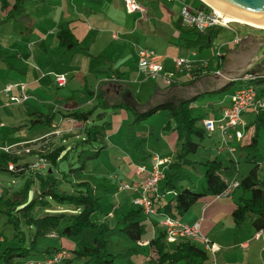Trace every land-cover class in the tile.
I'll list each match as a JSON object with an SVG mask.
<instances>
[{
  "label": "crops",
  "instance_id": "obj_1",
  "mask_svg": "<svg viewBox=\"0 0 264 264\" xmlns=\"http://www.w3.org/2000/svg\"><path fill=\"white\" fill-rule=\"evenodd\" d=\"M14 1L0 0V58L2 50L9 47L10 55L21 61L23 65L29 66V63L25 61L28 55L32 58L42 59L51 57L53 53L58 52L60 54L62 52L61 48L65 47L68 48L72 55L76 54L79 57L89 56L91 59L96 58L98 62H101L100 66L97 67L95 87L81 88L80 90L84 94L82 97L80 96L82 102L67 103L65 107L68 111L70 110L69 112L85 110L91 111V113L97 111L96 108L98 106L104 107L103 109L105 110L97 115V119H102L103 124H93L96 128L94 138L102 146H97L95 150L90 152H93L92 156L99 159L105 150L108 156L103 161L104 164L102 166L108 170H121L126 176L133 177L131 182L126 181L131 186L139 185L141 180L137 175L138 168L140 166L152 168L154 158L157 156L167 159V162L161 166L163 171L169 163L177 159L175 133L170 132L169 128L164 125L162 126L164 132L162 130H159V132L151 130L146 134L143 129L137 131L139 126L138 122H135L136 114L145 112L163 101L192 100L194 110L199 109L200 114L198 116H201L202 120H217L221 117L222 109L230 105L232 95L243 83L257 84L258 81L244 80L246 75L264 74V70L256 73L249 71L255 65L256 60L261 55H264V37L262 35H240L241 41L239 43H232V39L230 45L222 48V53L224 54L222 57L217 56V51L212 55L208 49L200 51L198 47L191 46L189 40L194 39L195 36H191L182 30L188 29L181 22L183 0H137L146 7L145 13L140 11L127 12L123 0H26L19 9L13 11ZM184 1L188 3V0ZM190 5L202 6V4L198 5V2ZM82 18H84L83 21L81 20ZM61 27L71 29L79 45L74 47L61 45L57 36ZM79 31H84L85 36L80 37ZM256 37L261 41L253 42ZM11 40L12 42L15 41V43L6 46L8 44L7 41ZM131 41L135 45L134 51L128 49L127 43ZM242 42L249 43L241 46ZM20 43L21 45H19ZM167 43L173 44L177 49H169L164 52L155 50L154 45L160 44L166 49ZM83 44L85 47H82ZM56 47L58 48L57 52L55 50ZM140 47L153 49L164 55L166 57V66L169 68L172 67V57L188 56L194 60L197 66L196 69L200 71L195 79L183 75L178 83L172 85H166L160 80L150 79L140 72L138 67L137 60ZM24 51L25 53H23ZM127 54L129 56L125 57ZM33 67L38 71L40 66L39 64H34ZM12 69L19 75L22 73L16 67H12ZM246 69H248V72L237 78ZM82 72V69L75 70V78H70V81L68 80V83L64 86L69 83L72 85L77 84ZM38 79L34 78L28 81L27 79L24 81L22 79L18 80V82H8L7 84L26 83L27 89L31 93V98L27 101H30L33 98L30 88ZM231 81L239 83L234 93L226 95L224 94L225 91L219 92ZM5 87L2 91L0 90V95L3 94L6 98H9L4 91ZM222 93L224 96L222 100H219L218 98H221L219 96ZM13 94H18V88L15 89ZM212 95H217V97H212ZM210 97L213 99H210ZM11 104L13 103L10 102L9 98L5 102V106L8 107ZM208 106L209 111L210 109L212 111L207 113L208 116H203V111ZM87 107L90 108L86 109ZM108 108H112V110ZM34 113L39 116L46 115L38 110H32L27 114L31 115ZM61 113L62 118L60 120H56V116L52 114L53 119L50 121H52L51 126L55 129V132L49 135L48 138H43V140L47 139L48 146L52 148L59 146L56 143L58 140H65L69 137L78 138L84 128H89L90 114L86 121H80L75 118L65 117V113ZM257 114L254 110L245 112L243 115L244 124L239 128L243 132V138L239 139L234 135L229 140L235 137V141L238 140L237 142L241 146L247 143L250 144L251 138L255 134ZM109 116L112 117L111 121L107 120ZM93 121H96V118H93ZM125 122H128L130 131L121 135ZM202 125L204 126L203 123ZM208 131L206 129V135L212 136ZM231 132L233 133L234 130L231 129ZM87 133L89 134L88 142L91 145L93 144L90 142L92 140L90 133L92 132L88 130ZM257 133L258 142L252 146L255 149L260 147V130ZM119 136L128 139V144L126 143L124 146ZM113 138L115 139L113 140ZM109 139L112 141L109 142ZM38 144L39 142L33 145L37 146ZM228 146H230V141ZM225 149L226 147H224L222 153L225 152ZM14 152L17 151L14 149ZM230 159L232 162L234 161L233 157ZM253 161L255 164H259V176H264V174L261 175L260 173L262 165H264V156L261 157V161H258L254 155ZM236 162L239 163L237 160ZM221 175L223 176L222 173ZM228 182L231 183L232 181ZM127 190H130L129 202L133 204V198L138 193L132 189ZM164 190L160 185L159 193L162 194ZM168 193L163 194L162 198L170 197V192ZM242 195L247 194L235 189L227 194L223 193L200 199L180 218V222L188 225L200 223L202 233L220 247L214 253L210 250V254L214 255L215 259L216 254L224 249L226 252L233 250V264H264V229L255 227L253 224L254 215L249 214L240 226H236L232 217L236 200ZM109 213L107 212L106 215ZM157 214L146 215L148 217L146 221L148 225L147 234L144 240L137 242L139 246L149 247L148 255L154 262L158 259L152 244V240L158 231L155 221L160 222L162 219V215L160 213ZM230 216L232 222L229 221V224L224 223L225 218ZM0 241H4V239L0 238ZM196 242L201 243L205 249L202 241ZM61 248H73V244L69 241ZM33 264H40V261L37 263L33 262ZM206 264L209 263L206 262ZM217 264L220 263L217 261Z\"/></svg>",
  "mask_w": 264,
  "mask_h": 264
},
{
  "label": "rangeland",
  "instance_id": "obj_2",
  "mask_svg": "<svg viewBox=\"0 0 264 264\" xmlns=\"http://www.w3.org/2000/svg\"><path fill=\"white\" fill-rule=\"evenodd\" d=\"M195 2H198V5L201 4L200 0H188V4H193ZM81 20L83 21L84 18H82ZM247 25L244 23L240 24V22L231 23V26L235 28L241 36L245 34H261L264 37V30H261L262 28ZM219 28L221 29V31L213 40L212 45L207 48L212 55L220 47L230 42L236 36L234 31H232L231 29L225 27ZM78 34L80 37L85 36L84 31H79ZM12 40L7 41L8 44H6V46L15 43V41L12 42ZM255 41L259 42L261 40L256 37L253 39V42ZM247 43L249 42H242L240 45L243 46ZM19 45H21V43ZM127 45L130 51H134L135 45L133 41L128 42ZM166 46L167 47L165 49L163 45H154L155 50H157L158 52H164L166 50L174 48L177 49V47H175L171 43H167ZM82 47H85V45L83 44ZM57 49L58 48L56 47V52ZM25 51L23 53H25ZM61 51L62 52L60 54H58V52L53 53L51 57L42 59L32 58L28 55L25 59V61L29 63L28 66L26 64L23 65L21 61L17 60L15 57H13V55H10L11 53L9 47L2 50V56L0 58L1 91L8 82H18V80L22 79L23 81L26 79L28 81L33 80L34 78L38 79V77L39 79L30 88V91L33 94V98L26 103H13L11 104V106L7 107L5 106V102L8 101L9 98H6L3 94L0 95V146L3 145L4 147L13 148L17 151V153H20L22 151L29 152L25 149L28 148V145H30L29 147L36 149L40 148L42 144H44V147H47L48 141L47 139L43 140V138H48L49 135L55 132V129L52 126L43 123H38L34 126H31V124H29L30 118H33L35 116L34 114L36 113L32 115H28L27 113L32 110H38L39 112H43L44 114L51 113L56 116V120H60L62 118L61 112L68 113L70 111H68V109L65 107L67 103L72 104L75 101H78L79 103L82 102L80 96L82 97L84 94H82L83 91L80 90L81 88L88 89L95 87L94 84L97 82V67L100 66L101 62H98L96 58L91 59L89 56L79 57V55L76 54L72 55L69 52L68 48L65 47H62ZM127 56H129V54L125 55V57ZM34 64H39L40 67L38 71L33 67ZM12 67H16L17 69L21 70L22 73L19 75L17 72H15L14 69H12ZM77 69L83 70L82 74L79 76L77 84L72 85L71 83H69L66 86H58L57 83L54 82L56 81L58 76L64 75L68 83V80L70 81V78H75V70ZM238 85L239 83L237 81H233L230 85V88L225 91L224 94L230 95L234 93ZM29 94L31 93L29 92ZM224 94L222 93V95L219 96L221 98L218 99L222 100ZM217 95H212V97H217ZM212 97H210V99H213ZM89 108L90 107H87L86 109ZM103 108L104 107L98 106L96 108L97 111H94L90 114V129L84 128L83 132H81L78 138L69 137L65 140L60 139L56 142L59 146L64 145L65 149L63 154L65 156L62 163L60 164L61 171H59L56 167L55 174L62 179L61 188L68 192H73L75 188H78L77 186H73L76 181L83 179L89 181L90 186L94 188V193L99 196L101 203V208L97 213L93 215V220L97 223L105 222V224H108V226L112 229L118 226V223L120 222V219L122 217L121 214L124 211L134 208V205L129 202L130 190H127L125 188V184H128L126 183V181L131 182L133 180V177L126 176V174H124V172L121 170H108L103 167V161H105L108 156L105 150L103 151L99 159L95 156L92 157L93 152L90 151L95 150L97 146H102L97 142L96 138H94V136L96 135V132H94L96 128L93 124H103L102 119H97V115L99 114V112L105 110ZM108 109L112 110V108ZM210 111H212V109H210ZM210 111L209 106L206 107L203 111V116H208L207 113H210ZM199 114V109H195L194 115L198 116ZM93 118H96V121H93ZM169 119V114L159 111L158 113L150 116L148 119L138 123L139 127L137 128V131L143 129V131H146V134L151 130L158 132L159 130H162L164 132L162 126H165ZM107 120L111 121L112 117L109 116ZM88 130L92 132L90 133V137L92 138L90 142L93 143L91 145L88 141H82L84 138L89 137V134L87 133ZM129 131L130 128L128 127V122H125L122 128L121 135L122 133H129ZM263 131L264 128H261L259 135L260 147L258 149L249 146L248 143L241 146L237 142L238 140L235 141V137L232 140H229L230 146H227L219 129H216L214 132L208 131L212 136L206 135L202 140L196 139L200 142V146L196 153L189 156L190 159L195 161V164L193 166H187L184 168L183 173L177 180L178 188L189 186L192 189L198 191L203 190L205 187V182L204 167L202 163L206 160L214 158H218L223 162L221 173L226 180L234 181L236 177L237 179H241L244 174H246L251 168L255 166V163L253 161L254 155L257 157L258 161H261V157L264 156V147H262V145H264ZM120 137L121 136H119V138ZM114 139L115 138H113V140ZM127 140L128 139L121 137V142L124 144V146L127 143ZM108 141L111 142L112 140L109 139ZM33 142H39V144L37 146H34ZM224 147H226V149L225 152L222 153V151H224ZM230 147L235 148V157L238 158L239 163L235 160L233 162L231 161L230 158L233 157V154L230 151ZM83 149L85 150L82 151ZM39 155L28 153L26 154V156H24L21 163L33 164L37 160ZM45 160L47 162V167L50 166L51 162L47 158H45ZM80 166L84 167V169L82 170V177H74L73 174L76 173H73L70 169H75ZM263 166L264 165H262V168L260 170L261 175L264 174ZM26 172V175L28 176L30 168H28ZM64 175H66V178H64ZM116 175H118V177H116ZM27 176H19L8 171H0V190L2 191V193L9 194H11L13 191L20 190L23 187ZM118 189L120 190L118 191ZM77 212L78 209L70 203L61 204L51 200V204L47 206H37L35 215L37 217H42L49 214L55 215L59 213ZM107 212H110L109 215H106ZM7 218L8 217L6 214L0 213V238L5 239V241L0 242L1 253L8 246H23L24 244L29 245L35 233V227L27 224L22 225V233L17 232V230H15L9 223H7ZM231 219V216L226 217L224 223L229 224V221L232 222ZM158 227L164 229L165 225L161 222ZM97 234V229L89 228L86 229L81 236L67 239L62 236L61 230L59 229L51 235L40 236L38 238L37 252L28 255L26 258H16L10 263L7 262L4 264H33V262L37 263L39 261L40 264H48L46 259L49 257V254L45 252L46 248L62 247L66 242L70 241L73 244L74 248L81 249L84 243L93 240V238ZM22 236H24L25 239L21 242L19 238ZM197 245L199 247H203L201 243L197 242ZM216 246V249L212 250V253L219 250L220 247L217 243ZM109 249L114 254L116 262L120 264H141L143 262L145 264H154L153 259L148 255L149 247H142L139 246L135 241L129 239L127 240L123 232L119 231L118 229L112 232L109 236ZM210 253L211 251L209 250L208 259L206 261L209 264H217V261L220 264H233V250H229L226 252L224 249H222L221 252L216 254V259L215 256ZM0 264H2L1 258ZM171 264L184 263L180 261L178 263Z\"/></svg>",
  "mask_w": 264,
  "mask_h": 264
},
{
  "label": "trees",
  "instance_id": "obj_3",
  "mask_svg": "<svg viewBox=\"0 0 264 264\" xmlns=\"http://www.w3.org/2000/svg\"><path fill=\"white\" fill-rule=\"evenodd\" d=\"M25 1L15 0L12 10L19 9ZM200 2L202 6L205 5L202 1ZM182 30L191 36H195L194 39L189 40L190 45L198 47L200 51L209 48L215 37L221 31L220 28L215 27L206 29L205 31H199L193 28ZM57 36L61 45H67L68 47L79 45V42L69 28L61 27ZM223 55L221 53L220 56L222 57ZM232 82L220 89L219 92L226 91ZM159 111L169 114L170 119L165 126L169 128L170 132L175 133L177 141V159L167 165V168L164 169V177L160 180V185L165 190L162 194L157 192L152 196L156 215H158L157 213L162 215L161 221L163 223L166 216L180 221V218L200 199L223 194L230 182L221 175L222 162L218 159H212L202 163L205 182L203 190L198 191L189 186L178 188L177 180L183 173L184 167L195 164V161L190 159L189 156L196 153L200 146V142L196 139L202 140L206 136V129L202 125L204 120H202L203 118L201 116L194 115L192 100H184L160 102L147 111L136 114L135 122L140 123ZM255 112L258 113L255 121L256 129L249 146L256 145L258 142L257 132L261 128H264V108ZM89 114H91V111L76 110L65 113V116L86 121L89 118ZM34 115L29 122L31 126L38 123L51 126L52 121L50 120L53 119L52 114L39 116L36 113ZM88 140L89 138H84L82 141L87 142ZM37 143L35 142L33 144ZM29 146V152L0 151V171H8L19 176H27L26 171L30 168V172L20 190L13 191L11 194L0 193V213L7 215V223L19 233H22L21 227L23 224L35 227V233L29 245L8 246L2 253L0 252L2 264L10 263L20 257L26 258L28 255L37 252L38 238L40 236L51 235L60 229L62 236L70 239L81 236L89 228L97 229L98 234L93 240L84 243L81 249L74 247L69 249L48 247L45 249V252L51 256L46 260L52 259L61 251H66L68 256L56 264H120L116 262L114 254L109 249V236L113 231L118 229L129 240L135 242L144 240L147 234L148 225L146 221L148 217L143 211V208L133 203L135 207L123 212L119 225L112 229L105 222H95L93 215L100 210L101 203L99 196L94 193V188L90 186V182L84 179L76 181L73 186H77L78 188H75L73 192H68L61 188L62 179L55 174L56 167L61 171L60 164L65 156L63 154L65 149L64 145L56 148L44 147L42 145L38 149ZM28 153L40 154L38 158H47L51 162L50 166L44 170H33L32 163H21L24 156ZM233 158V160L239 161L235 156ZM10 163L13 164V169L9 168ZM258 168L259 164H255L241 179H236L239 181V186L235 189L247 194L240 196L236 200L232 212L236 226H240L249 214H253L255 216L253 221L255 227L257 229H264V176H259ZM83 169L84 167L80 166L75 169L71 168L70 170L76 173L73 174L74 177H82ZM65 176L64 178H66ZM168 192H170L171 196L162 198V195L169 194ZM51 200L61 204L70 203L78 209V212L49 214L37 217L35 215L37 206H47L51 204ZM160 222L155 221V225L159 226ZM19 239L22 242L25 237L22 236ZM168 241L165 227L164 229L158 227L157 234L152 240V244L158 255L156 262L153 261L154 264H171L180 261L184 264H206L208 251L203 247H199L196 241L187 237H180L175 242L169 241V243Z\"/></svg>",
  "mask_w": 264,
  "mask_h": 264
},
{
  "label": "built area",
  "instance_id": "obj_4",
  "mask_svg": "<svg viewBox=\"0 0 264 264\" xmlns=\"http://www.w3.org/2000/svg\"><path fill=\"white\" fill-rule=\"evenodd\" d=\"M123 1L126 11L129 13H134L136 11L142 13L146 12V7L141 5L137 0ZM203 3L205 5L196 7L183 0L181 7L182 25L199 31H205L206 29L213 27H225L234 31L236 35L231 42L239 43L241 41V36L240 33L231 26L232 21H225L219 16L213 7L205 2ZM231 42H228L224 46L230 45ZM224 46L217 50V56L221 55ZM171 61L172 67L169 68L166 66V57L164 55L153 49L144 47H140L138 50L137 63L140 72L144 73L148 78L160 80L166 85L178 83L183 75L195 79L200 71L196 69L197 66L194 63V60L190 59L188 56H174L171 58ZM244 78V80H255L258 82L257 84L243 83L232 95L230 105L225 106L222 109V114L219 119H206L203 121L207 130H220L227 146L229 138L234 135L239 139L243 138V132L238 127L244 124V113L248 110L259 111L264 108V74H250L246 75ZM56 82L59 86H63L67 83V79L64 75H61L57 77ZM17 88L18 94H13ZM4 91L9 96L11 103H22L31 98L26 83H9L6 85ZM231 129L234 130L233 133L231 132ZM25 149L26 151H29L28 148ZM0 151L14 152V149L0 146ZM230 151L233 156H235V148L230 147ZM166 162L167 159L157 156L154 158V165L152 168L146 166H140L138 168L137 175L141 178L139 185L133 187L130 184H125L126 189H132L138 193L137 196L133 198V203L142 207L147 215L156 214L152 196L159 192L160 180L164 177V171L161 169V166ZM9 168L13 169L12 163L9 164ZM46 168L47 162L44 157L37 158L32 164L33 170H44ZM237 186H239V181L235 179L229 184L224 193L227 194L232 192ZM0 193H2V191ZM163 224L165 225L167 238L171 242L177 241L180 237H187L193 241H202L206 250L212 251L217 247L216 243L202 233L200 223L188 225L173 217L166 216L163 220ZM66 256H68V253L66 251H61L52 259L47 260V262L48 264H56Z\"/></svg>",
  "mask_w": 264,
  "mask_h": 264
},
{
  "label": "water",
  "instance_id": "obj_5",
  "mask_svg": "<svg viewBox=\"0 0 264 264\" xmlns=\"http://www.w3.org/2000/svg\"><path fill=\"white\" fill-rule=\"evenodd\" d=\"M208 1L219 6L220 8L225 10L226 13L228 14L249 18L264 23V0H208ZM263 57L264 55H261V57L256 60L255 64L261 61ZM247 72L248 69H246L240 75H238L237 78L245 75Z\"/></svg>",
  "mask_w": 264,
  "mask_h": 264
},
{
  "label": "bare ground",
  "instance_id": "obj_6",
  "mask_svg": "<svg viewBox=\"0 0 264 264\" xmlns=\"http://www.w3.org/2000/svg\"><path fill=\"white\" fill-rule=\"evenodd\" d=\"M203 1L208 3L211 7H213L216 10V12L219 14V16L221 18H223L225 21L240 22V23H244V24H248V25L257 27V28L264 29V23L263 22L253 20V19H249V18H244V17L237 16V15L228 14V13H226L225 10H223L219 6L215 5L214 3H212L208 0H203Z\"/></svg>",
  "mask_w": 264,
  "mask_h": 264
},
{
  "label": "flooded vegetation",
  "instance_id": "obj_7",
  "mask_svg": "<svg viewBox=\"0 0 264 264\" xmlns=\"http://www.w3.org/2000/svg\"><path fill=\"white\" fill-rule=\"evenodd\" d=\"M263 70H264V57L261 61L256 63L249 71H251L252 73H256V72H261Z\"/></svg>",
  "mask_w": 264,
  "mask_h": 264
}]
</instances>
